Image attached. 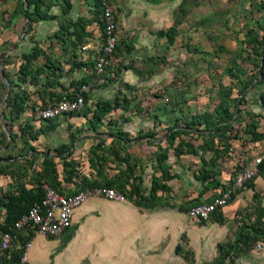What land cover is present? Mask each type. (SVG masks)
Returning a JSON list of instances; mask_svg holds the SVG:
<instances>
[{"label": "rangeland", "instance_id": "1", "mask_svg": "<svg viewBox=\"0 0 264 264\" xmlns=\"http://www.w3.org/2000/svg\"><path fill=\"white\" fill-rule=\"evenodd\" d=\"M40 1V10L50 19L24 20L20 13L27 4L23 0H14L19 19L16 17L9 32L5 27L12 21L4 24L3 17L0 19V27H4L0 29V43L4 44L0 53L2 49H13L12 54H4L1 59L5 66H0V178L7 180L9 176L2 191L15 192L18 187L39 184L41 158L31 161L29 143L60 121L65 126L43 137L49 144H40L43 154H53L68 134L78 137L70 148L71 169H61V162L55 160L58 176H66L71 170V175L80 181L95 177L99 185L110 181L109 184H123L120 193L125 196L124 203L100 199L133 206L142 213L157 208L178 212L182 205L185 216L186 207L200 198L199 173L202 169L211 171L212 159L225 141L223 135L232 137L235 145L241 139L249 140L250 128L243 132L242 127L264 106V98L263 102L259 98L264 95V80L259 82L258 74L259 43L264 35L260 5L264 0H112L117 42L101 75L93 72L94 58L104 40L97 0ZM1 2L5 4L6 0ZM28 11L33 18L32 5ZM78 19L89 21L81 34L76 31ZM169 28L174 29L170 45L166 41ZM32 49L38 50L39 57L27 65L23 77L18 69L23 63L21 55ZM87 75H92L93 80L86 79ZM81 85L88 87L86 95L98 90V97L103 99L99 101L117 104L112 111L115 113L101 116L103 127L98 133L114 135L123 127L127 145L134 146L132 153L122 156V146L115 141L110 143L108 137L100 142L90 141L92 131L87 122L92 118L94 103L49 121L36 117L41 107ZM14 95L23 100L24 112L28 113L17 122L9 120ZM224 115L231 117L233 124L241 122L236 135L225 130L221 121L228 118ZM113 121L109 128L107 125ZM175 131L179 133L174 135L172 146L167 145L165 138ZM258 131L264 132V127L258 126ZM133 139L137 140L131 143ZM178 143L185 146L175 157L173 149ZM162 153L166 160L161 165L173 176L168 181L163 180L158 168ZM89 160L94 164L93 171L88 167ZM127 166L131 167L130 173ZM98 168L101 176L95 173ZM154 178L166 188L156 191L157 207L134 206L127 198L128 191L136 189L145 195ZM234 199L239 205L232 220L242 236L238 246L242 247L249 238L250 250L254 244L263 243L264 238V162L253 181ZM214 216L195 223L207 222ZM2 220L3 215L0 225ZM134 228L140 229L141 224ZM37 243L33 239L32 246ZM175 254L182 256L179 248ZM4 257L0 253L1 264H7L2 262ZM237 258L233 255L225 261L234 264ZM188 259L192 261L189 253L185 256ZM242 263L239 260L237 264Z\"/></svg>", "mask_w": 264, "mask_h": 264}, {"label": "crops", "instance_id": "2", "mask_svg": "<svg viewBox=\"0 0 264 264\" xmlns=\"http://www.w3.org/2000/svg\"><path fill=\"white\" fill-rule=\"evenodd\" d=\"M3 4V2L0 3V19L3 17L4 24L12 21L5 27V31H7L13 24L15 25L16 17L18 19L19 17L15 14L16 4L14 0H6ZM3 28L0 27L2 30ZM0 42H2L1 39ZM3 42L5 43V41ZM0 44L2 45L0 49L1 47L4 48V44ZM2 50L0 66L4 54H12L13 52L11 48ZM88 78L90 81L93 80L92 75H87L86 79ZM99 94L101 93L98 90H92L87 95L85 94L84 108L103 100L98 97ZM258 110L257 116L264 119V106ZM113 113L115 112H111V114ZM27 114L24 112L15 121H20L21 117ZM86 115H82L83 118ZM102 122L100 120V125L94 132L90 130L92 133L90 141L100 142L99 140L104 139V137H108L110 143L115 141L112 135L98 133L103 127ZM114 122L107 126L113 127ZM65 124L59 121L52 125L54 126L53 130H43V133L37 136L36 140L29 143L32 148L34 147V152L42 153L40 144L42 146L44 142L49 144V141H43V137H47L46 134L50 132L56 133ZM121 132L127 131L122 127ZM256 132L264 137V132L258 131V127ZM75 138V141L78 140V137ZM65 140L69 141L68 135ZM65 140H62L59 145H67ZM263 141L264 139L260 142ZM127 142L122 143L125 148L124 151L122 150L123 154L133 152L134 146H128ZM67 159L71 160L69 157ZM53 160L55 162L57 158ZM92 178L89 180L94 182L95 177ZM7 183H9L8 177L7 180L0 178L1 190L5 189ZM238 205L239 203L234 199L214 214L215 216L209 221L196 224L187 221L186 216H183L181 212L157 208L150 213H142L133 206L107 202L100 198H89L74 211L70 228L58 237L34 236L32 238L27 264H200L213 262L220 254L222 247L234 239L237 227L232 220V215ZM176 213L182 216L180 217ZM156 223L161 226L158 227ZM135 224H141V228L135 229ZM128 226L130 228H127ZM35 238L38 243L32 246V241ZM260 244L259 252L250 248V250L239 254L238 260L234 264H237L239 260L243 262L242 264H264V242ZM176 247L179 248L182 256L175 254ZM188 253L192 255V261L185 260Z\"/></svg>", "mask_w": 264, "mask_h": 264}, {"label": "built area", "instance_id": "3", "mask_svg": "<svg viewBox=\"0 0 264 264\" xmlns=\"http://www.w3.org/2000/svg\"><path fill=\"white\" fill-rule=\"evenodd\" d=\"M99 3L104 40L94 58L93 72L96 75L103 74L108 67L110 55L117 42L114 35L112 0H99ZM87 90L86 85L79 86L71 98L62 97L41 107L36 117L41 120H52L69 113H77L84 108L83 95ZM255 120L257 126L264 125V119L261 116ZM235 126V131L232 132L236 135L237 130L241 129V124ZM242 128L244 129V126ZM232 143L230 140L229 151L216 160L213 178L218 183L217 187L205 192L197 203L185 211V216L189 221L208 220L214 213L231 203L258 174L259 166L264 162V143L261 146L260 141L252 142L245 139L239 140V145ZM72 182H61V192L42 184L40 186L43 193L41 200L34 203L25 214L20 216L8 232L0 233V251L6 253L7 259L10 258L12 252L17 251V261L14 264H27L32 238L34 236L58 237L70 228L74 211L89 198H104L117 203L125 202L124 194L113 188L96 186L76 190ZM134 199L136 197L132 195L131 200ZM19 236L24 237L25 240L20 242ZM252 249L259 252L261 244H254Z\"/></svg>", "mask_w": 264, "mask_h": 264}, {"label": "trees", "instance_id": "4", "mask_svg": "<svg viewBox=\"0 0 264 264\" xmlns=\"http://www.w3.org/2000/svg\"><path fill=\"white\" fill-rule=\"evenodd\" d=\"M17 1H21V0H17ZM26 4H27V8L24 11H21V16L23 17L24 20L26 21H30V22H39V21H43V20H47L50 19L51 16L47 15V13L43 12L40 10V5L42 4V2L40 0H23ZM97 6H98V10H99V15H100V3L99 0H97ZM32 5L33 7V11L32 14L34 15V17H31V13L28 11L29 6ZM260 8L263 10L264 13V1L261 3ZM16 9H17V3H16ZM15 9V12H16ZM77 29L76 31L78 32V34H81L83 31V28L89 24L88 20H84V19H78L77 20ZM102 22V21H101ZM102 28V26H101ZM173 32L174 29L173 28H169L167 30V37H166V41L167 44L170 45L173 42ZM158 34H162L161 31H159ZM259 55L261 57L260 59V68H258V74H259V82L264 80V35L262 37V39L260 40L259 43ZM39 57V52L37 49H32L27 53H24L21 55V58L23 59V63L19 65V71L22 74V76L24 77L26 75V71H27V65L30 64L32 61L36 60ZM2 66H5V63L3 61H1ZM24 79V78H23ZM22 82H25L23 81ZM79 87V86H78ZM77 87V88H78ZM76 88V89H77ZM75 89V90H76ZM74 90V91H75ZM71 91L69 94H67L65 96V98H71L73 96V92ZM86 94V93H85ZM84 96V102H85V96ZM51 96V95H50ZM260 101L263 102V98L264 95H260ZM61 99L60 97H57L56 100ZM115 108H117V104L114 102L113 105H111L110 103H108L107 101H98L95 103L94 105V109L92 112V118L89 122H87L88 124H90V130H92V132H94V130L100 125V120H101V116L105 115V114H109L110 112L114 111ZM24 112V103L23 100L18 98L16 95L13 96V100L11 101L10 105H9V114L11 115L9 120L10 121H15L19 118V116L21 114H23ZM86 112V110H85ZM84 112V113H85ZM225 112V111H224ZM227 117V115H224ZM258 116L256 115V118ZM228 119H224L223 122L224 123V127L226 131H233V128L235 125H239L241 124L240 121H236L233 124V119H231V117H227ZM45 121H49V120H45ZM232 122V123H231ZM222 127V126H219ZM257 121L255 119H253L252 121L249 122V124H244V129L243 132L247 131L248 128L249 129V140H251L252 142H259L263 139V135L260 133L256 132L257 129ZM54 126H49L46 128V131H50L53 130ZM176 133H179L178 131L173 132L170 136L171 137H166L165 138V142L167 145L172 146L173 143V139H174V135ZM112 135V134H111ZM39 136V135H38ZM114 140L117 141L119 144H121L122 148L125 150L124 146L122 145V143H126V139L125 137L127 136L126 133L124 132H118L115 133L114 135ZM68 144L67 145H59L53 154H50L49 152L46 153H35L34 149L32 147H30L29 149V153L32 155L31 157V161L35 158V157H40V171L38 173V176L40 177V182L38 185H36V187H30V188H26L24 186L18 187L16 188L15 192H10V190L7 191H0V217L1 215H3V220L2 223L0 225V233H5L8 232L9 229L12 227L13 223L23 214H25L27 212V210L32 207V205L34 203H37L41 200L43 193L41 190V185H47L48 187H50L51 189L57 191V192H61V188H60V183H70L72 182L76 188V190H81L83 188H92V187H96V186H102V187H106V188H113L115 186H118V192H122L123 191V184L119 185V184H115V182L113 184H109L108 182L106 183V185H99L97 183V181L91 182L89 179L87 178H83L82 181L75 179V177H73L71 175V170L67 173V175H62L58 176L57 172H56V165L54 162V158H57V161L61 162L60 167L61 169H66L67 167H69L71 169V160H68L67 158L70 156V148L71 146L75 143V139L74 137H72V135L68 134ZM146 140H149V138L147 137H143ZM225 141H223L222 145H220L221 151H219V153H216L217 155H215L213 157L212 160H214V162H211V171H207L202 169V171L199 173L200 175V184H201V189L198 192V197H201L205 192L212 190L214 188L217 187L218 183L216 180H214L213 176H214V171H215V167H216V160L218 158H221L223 156L224 153L228 152L230 147H229V141L232 139V137H224ZM233 138H237L235 135H233ZM34 140L35 137H33ZM137 139H133V141H136ZM233 140V139H232ZM185 146L184 144H180L178 143L176 147H174L173 149V155L179 156L182 153L181 147ZM188 149L191 150L190 147H186ZM128 155V154H123V156ZM166 160V154L162 153L160 156H158V168H159V172H160V176L163 178L164 181H168L173 179L172 175L167 174V170L165 169V166H162V162H164ZM263 165V164H262ZM262 165L259 166V168L262 167ZM88 166L90 169H94V164L89 160L88 161ZM126 170H128V172L130 173L131 167L127 166ZM96 174L98 176H101V170L98 168L95 170ZM7 177L8 174H7ZM61 180V182H60ZM251 183V182H250ZM120 186L122 189H120ZM166 188L164 186V184H159L157 182V179H152L151 183H150V188L147 192V194L143 195L141 194L138 190L136 189H132L128 191L127 194V198L128 200H131V196L135 195L136 199L131 200L133 201V205L136 207H145V208H154L158 205V200L159 197L156 195V191H164ZM200 199V198H199ZM198 199V200H199ZM234 200V199H233ZM198 201H195L191 204H189L185 211L187 210L188 207L192 206L193 204L197 203ZM184 209V206L179 205L178 206V212H182V210ZM217 213V212H216ZM214 213V214H216ZM213 214V215H214ZM252 230V227H251ZM31 236V234H30ZM19 240L20 242L24 241L25 238L22 236H19ZM242 240V236L239 233V230L236 231L235 236L233 241L228 245H224L221 249L220 254L218 255V257L215 259V261L212 262V264H229L226 263V259H231L233 255H239L245 251L249 250V246L251 241L248 238V241H243V246L239 247L238 243ZM263 242H264V238H263ZM229 246V247H228ZM177 248V247H176ZM175 248V250H176ZM0 253H2L5 257L2 258V262H6L7 264H14L17 261V251H14L11 253V256L9 259L6 258V253L0 251ZM1 264V262H0Z\"/></svg>", "mask_w": 264, "mask_h": 264}, {"label": "water", "instance_id": "5", "mask_svg": "<svg viewBox=\"0 0 264 264\" xmlns=\"http://www.w3.org/2000/svg\"><path fill=\"white\" fill-rule=\"evenodd\" d=\"M4 102H5V100H4Z\"/></svg>", "mask_w": 264, "mask_h": 264}]
</instances>
